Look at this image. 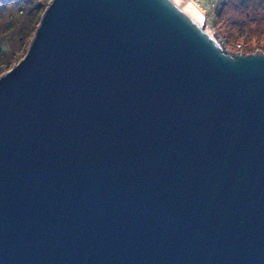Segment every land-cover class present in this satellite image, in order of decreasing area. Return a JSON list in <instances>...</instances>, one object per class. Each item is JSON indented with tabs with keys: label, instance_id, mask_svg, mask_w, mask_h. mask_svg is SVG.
Wrapping results in <instances>:
<instances>
[{
	"label": "water",
	"instance_id": "1",
	"mask_svg": "<svg viewBox=\"0 0 264 264\" xmlns=\"http://www.w3.org/2000/svg\"><path fill=\"white\" fill-rule=\"evenodd\" d=\"M187 0H51L0 75V264H264V54Z\"/></svg>",
	"mask_w": 264,
	"mask_h": 264
},
{
	"label": "rangeland",
	"instance_id": "2",
	"mask_svg": "<svg viewBox=\"0 0 264 264\" xmlns=\"http://www.w3.org/2000/svg\"><path fill=\"white\" fill-rule=\"evenodd\" d=\"M50 1L0 0V75L26 55L41 13ZM187 1L227 52L264 54V0Z\"/></svg>",
	"mask_w": 264,
	"mask_h": 264
},
{
	"label": "trees",
	"instance_id": "3",
	"mask_svg": "<svg viewBox=\"0 0 264 264\" xmlns=\"http://www.w3.org/2000/svg\"><path fill=\"white\" fill-rule=\"evenodd\" d=\"M40 6H44V5H40ZM42 8V7H41ZM39 19V18H38Z\"/></svg>",
	"mask_w": 264,
	"mask_h": 264
},
{
	"label": "bare ground",
	"instance_id": "4",
	"mask_svg": "<svg viewBox=\"0 0 264 264\" xmlns=\"http://www.w3.org/2000/svg\"><path fill=\"white\" fill-rule=\"evenodd\" d=\"M190 4V3H189ZM191 5V4H190ZM192 6V5H191ZM194 7V6H193Z\"/></svg>",
	"mask_w": 264,
	"mask_h": 264
}]
</instances>
